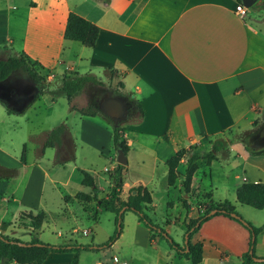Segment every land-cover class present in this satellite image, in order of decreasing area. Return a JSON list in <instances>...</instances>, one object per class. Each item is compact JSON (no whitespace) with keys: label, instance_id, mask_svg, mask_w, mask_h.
I'll use <instances>...</instances> for the list:
<instances>
[{"label":"crops","instance_id":"0c3cea01","mask_svg":"<svg viewBox=\"0 0 264 264\" xmlns=\"http://www.w3.org/2000/svg\"><path fill=\"white\" fill-rule=\"evenodd\" d=\"M261 2L253 3L257 9L254 18L248 13L250 7L244 16L235 13V5L242 4L239 0H0V59L22 52L50 73L48 79L56 75L60 79L63 73H89L103 80L111 70L113 78L122 83L119 96L137 114L122 131L121 139L127 150L120 197L124 199L130 187L141 184L150 194L151 212L157 195L164 208L162 229L170 237L176 225H180L178 233L175 232L177 236L170 237L180 247L184 223L200 215L206 204L227 200L242 219L262 227L254 250L261 257L264 256V208L254 209L235 199V188L242 182L264 183ZM69 12L98 28L93 46L63 38ZM76 97L68 103L63 96L51 100L46 91L36 92L19 106L0 98V234L20 239L16 238V232H28L18 225L20 213L41 212L42 221L33 232L36 237L43 222L54 220L53 209H59L60 218L64 219L70 214L73 202L92 220L99 210L111 213L115 220V214L98 206L97 200L74 198L77 191L86 194L91 191V186L81 183V171L92 177L96 198H104L111 185L109 172L116 164L112 135L113 159L109 158L111 162H108L104 158L107 165L110 163L109 168L102 165L95 170L74 162L80 125L72 130L68 119L76 117L83 123V117L93 119L102 114L80 115L70 108V104L85 105H75ZM59 98L65 100L64 105L58 106L67 116L60 112L54 126L63 123L65 130L56 143L45 146L47 134L54 126L44 120ZM135 102L141 109L140 117ZM45 103L47 110L43 112ZM32 116L35 126L29 128ZM254 120L256 130L246 136L247 142L228 144L208 165L204 159L197 161L187 195L181 187L185 158L176 167L174 184L168 186L165 161L179 148L196 145L207 150V136L228 128L249 129ZM252 136L258 137L256 141ZM80 143L92 159L99 161L101 146L97 142L81 139ZM87 157L81 153L82 160ZM74 172L85 190L69 188ZM98 172L105 173L106 179ZM214 174L220 177V184H216L218 179ZM64 196L69 198L64 200ZM181 199H185L187 209L182 207ZM6 229L10 234H5ZM127 230L130 233L127 248L122 244L117 256L105 257L103 252L107 248L100 256H97L102 251L100 248L81 249L76 264H115L111 257L125 264H191L165 242H158L135 214ZM121 235L119 231L116 237ZM248 237L241 224L217 214L200 224L190 242L201 244L197 264H242L241 255L248 249ZM68 241L64 244H77ZM87 253L91 254L90 259H86ZM72 257L73 252L50 253L40 264H68ZM249 264H264V261L253 259Z\"/></svg>","mask_w":264,"mask_h":264},{"label":"trees","instance_id":"16d2710c","mask_svg":"<svg viewBox=\"0 0 264 264\" xmlns=\"http://www.w3.org/2000/svg\"><path fill=\"white\" fill-rule=\"evenodd\" d=\"M260 6L264 8V0L261 2ZM97 33L98 28L88 20L73 12H69L67 14L62 34L64 39L80 42L85 46L91 47L95 43ZM37 66L40 69H43L36 61L31 60L22 52L9 55L4 59H0V83L12 75H24L32 84L37 85L43 79V77L37 72ZM112 74V71L109 70L110 77H112ZM90 84L101 85L102 83L93 74L87 73L78 75L75 73H63L60 76L58 87L59 94H50L51 100H54L57 96H63L68 103H71V100L79 95L85 89V87ZM117 88H122V83L119 81H117L116 90H118ZM37 92L40 94L44 92V90L43 88H39ZM134 105L137 107L138 116L140 117L141 109L137 102H135ZM70 108L76 110L82 116L92 117L95 114L100 113L99 109L91 104H87L82 107H76L70 104ZM6 110L8 112H12L10 108H6ZM256 123L257 122L254 120L251 123V127L243 131H235L232 128H228L218 134L207 136V144L209 146L207 150L199 149L196 145H190L186 148H179L165 161L167 166L166 182L168 186H172L174 184L176 179V167L178 166L180 160L185 158L183 169L184 176L181 182V187L183 194L187 195L190 188L192 174L197 168V161L204 159L205 163L208 165L211 160L216 158V154L218 152L225 151L228 144L243 142L244 138L241 137L240 134L245 135V137L248 136V134L250 135V133L253 132V127L256 125ZM64 130L65 126L63 123L51 128L47 134L45 146H51L56 143L59 135ZM118 130V126H112V144L114 150L116 147H119L125 154L127 146L125 145V142L120 139ZM226 135H230L232 138H228ZM123 168L124 165L116 163L109 172L111 185L104 198H96L95 189L92 187V177L86 171H81V183L85 186H91L90 193L86 194L81 191H77L74 194V198L78 200H97L98 206L115 214V221L118 224V230L116 231V235L109 238L104 245L92 247L90 245L80 244L50 245L43 243L39 241L33 233L40 226L43 214L39 212L33 215L30 212H22L19 215L18 225L29 232L30 240L27 242H22L0 234V258H5V262L3 264H7L9 262L16 264H40L50 253L64 252H73V257L68 264H76L77 253L79 250H95L101 247L109 246L111 244V242L119 234V223L121 222L122 214L125 210L133 212L137 216L138 220L148 228H157L153 225L150 218L148 217V212L151 210V199L150 194L145 187H143L141 184L134 185L128 189L127 195L124 199L120 197V190L122 186L121 171ZM63 198L66 200L69 198V196H64ZM235 199L239 204L246 205L254 209L264 208V183L242 182L235 188ZM169 205L170 203L167 202V206ZM181 205L184 209L188 208L185 199H181ZM212 210L213 212H211ZM217 214H222L235 220L248 231V249L241 255L242 264H249L253 259L264 261V256L258 257L254 254L256 236L262 227L253 226L249 222L242 219L234 211L233 206L227 200H224L221 203L206 204L203 207L202 213L200 215H198L196 218H191L186 223H184L185 230L183 233L184 241L182 247L174 243V241L167 234H165L163 230L157 229L166 238L167 245L173 249L178 256L188 258L191 264H197L201 258V244L198 242L191 243L190 237L204 220Z\"/></svg>","mask_w":264,"mask_h":264},{"label":"rangeland","instance_id":"374dc122","mask_svg":"<svg viewBox=\"0 0 264 264\" xmlns=\"http://www.w3.org/2000/svg\"><path fill=\"white\" fill-rule=\"evenodd\" d=\"M255 7L256 6L254 4L250 6L248 12L249 15L254 18H256V10H257ZM259 14L262 15L264 14V12H260ZM37 72L39 73L40 76L43 77V79L37 85L31 84V87H29L28 90H32L31 91L32 95H30L29 98L35 95L39 88H43V90L46 91L48 94H59V90H58L59 82H60L59 75L51 76L50 79H48L47 76L50 73L46 69H40L38 66H37ZM21 76L28 79L24 75ZM99 81H101L102 83L101 85H91V84L87 85L85 89L79 95H77V97L73 100V103L75 105L91 104L98 108V106L95 104L96 102L95 100L97 97L106 96V95H119L118 92H120L121 90L120 88H117L118 90H116V84H117L116 78H113V76L110 77L106 73L105 78ZM57 97H62V96H57ZM38 103L39 100H37L36 104ZM47 103H45L44 105L42 104L43 112L47 110V106H46ZM64 103H65L64 98H59L57 100L54 110L51 111L49 113L50 115H48L47 118L44 120V122L47 123V125L54 126L58 120V116L60 112H63V114L67 116V114L64 113V111L62 110V107L60 108V106H58L60 104L64 105ZM40 104H41V100H40ZM130 109L131 107L126 109L127 112L126 117L121 121L117 122L115 125L113 124V121L111 119H109L108 117L102 114H97V116H95L93 119L83 117L82 118L83 123L78 122V119H76V117L68 119V126L70 127V129L75 130L78 127V124L80 125V130L78 135H76V141H75L76 148H75L74 162L76 163L77 166H86L87 168L97 170L98 168L102 167V165H107L108 162H111L109 158L113 159L114 156L113 151L110 150L112 126L119 127L118 134L121 139L123 136L122 131L128 126V123H130L131 121L137 118L136 112L131 111ZM29 111L28 113H30ZM41 116L43 117L44 114L41 113ZM263 123L261 124V126L263 125ZM34 126H35V120L34 117L32 116L31 124H29V128H34ZM233 130L241 131L238 129H233ZM253 130L255 131L256 128ZM240 136L244 138V141L246 142L248 141L245 135L240 134ZM226 137L232 138L230 135H226ZM257 138L258 137L252 136L253 141H256ZM81 139L87 140L89 142H97L101 146L99 147L98 150V155L101 157L99 161L92 159V156L89 155L90 153L88 152V149L85 146H83V144L80 143ZM81 153H84L85 155L88 156L87 160L84 161L81 159ZM104 158L108 159L107 163H105ZM106 167L109 168L110 163ZM98 175L106 179L105 173L98 172ZM214 177L216 178L215 174ZM219 178L220 177L216 178L218 179L216 181V184H220ZM100 184L101 183H99V185ZM69 188L71 190H85L83 187H81L77 174L75 172L70 180ZM154 204L155 207L153 211L148 213V216L155 227L163 230L162 222H163L164 208L160 206V200L157 195H155L154 197ZM69 208H70V214H68L64 219L60 218L59 209H53V211L56 213V216L57 215L59 216L57 217L54 216L53 217L54 220L52 221L42 223L41 228L36 233V237L39 241L50 245H60V244H64L65 242L69 243L68 240L70 239L72 240L71 242H76L77 244L80 245H87L89 243L94 245H104L109 238L116 235V231L118 230V224L117 222L115 223L114 216L111 213L99 210L97 211L95 220H92V218L86 215V213L75 202H73V204H71ZM175 210L176 209H173V211ZM182 218H183V214H182ZM8 220H12V219L8 218ZM132 221H134V214L128 210L125 211L122 215L121 222L119 223L120 232H122L121 237L120 238L116 237L109 246L101 247L100 249H98L102 251L99 252L97 256L103 254H105V257L108 258L113 254L117 256L118 249L119 247H121L122 244L127 248L128 245L127 243L130 238L129 236L130 233H128L129 230L126 231V227L128 225H131ZM157 228L150 229L147 227V230L150 231L152 234H154V238L155 239L157 238L158 242L162 241L167 244L166 238L163 236L162 233L158 231ZM178 228H180V225H176V231H175L176 233H178ZM83 231H86L87 233L83 234L82 233ZM5 232H6L5 234H10L7 231V229L5 230ZM175 232H173L172 230V233L170 235L171 238L175 237L176 235ZM57 233H59L60 236L57 235ZM164 233L167 234L165 231ZM15 234H16V238H20L17 239L19 241L24 242V240H26V238L28 237H29L28 240H30V235L28 234V232H23V233L16 232ZM11 236L13 235L11 234ZM183 241L184 240L182 235V244ZM105 248H107V250L104 251ZM85 255H87L86 259H90V257H92L91 254L89 253ZM51 264H56V263H51Z\"/></svg>","mask_w":264,"mask_h":264},{"label":"flooded vegetation","instance_id":"af4514ba","mask_svg":"<svg viewBox=\"0 0 264 264\" xmlns=\"http://www.w3.org/2000/svg\"><path fill=\"white\" fill-rule=\"evenodd\" d=\"M31 82L22 77L12 75L5 81L0 83V98H2L7 104L13 106L22 105L29 98L32 90H28L31 87ZM105 98H116L124 103L126 109L129 108V102L119 95H106L99 96L96 98L95 104L98 106L99 103ZM127 114V113H126Z\"/></svg>","mask_w":264,"mask_h":264},{"label":"water","instance_id":"95a60500","mask_svg":"<svg viewBox=\"0 0 264 264\" xmlns=\"http://www.w3.org/2000/svg\"><path fill=\"white\" fill-rule=\"evenodd\" d=\"M245 8H249L256 0H239ZM99 111L111 119L115 125L126 117V108L124 103L116 98H105L98 105ZM115 162L121 165L126 164L124 152L116 147L115 149ZM213 212V210L211 211ZM5 262V258L0 259V264Z\"/></svg>","mask_w":264,"mask_h":264},{"label":"built area","instance_id":"2783aa9c","mask_svg":"<svg viewBox=\"0 0 264 264\" xmlns=\"http://www.w3.org/2000/svg\"><path fill=\"white\" fill-rule=\"evenodd\" d=\"M234 11L236 14L244 16L246 14L247 8H245L242 4L237 3L234 7ZM104 170L107 169L105 168ZM111 261L115 264H125L124 262H119L115 257H111Z\"/></svg>","mask_w":264,"mask_h":264}]
</instances>
